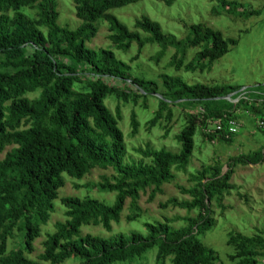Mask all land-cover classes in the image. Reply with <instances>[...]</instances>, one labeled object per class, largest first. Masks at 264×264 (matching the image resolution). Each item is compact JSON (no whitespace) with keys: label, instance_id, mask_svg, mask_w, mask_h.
I'll use <instances>...</instances> for the list:
<instances>
[{"label":"trees","instance_id":"trees-1","mask_svg":"<svg viewBox=\"0 0 264 264\" xmlns=\"http://www.w3.org/2000/svg\"><path fill=\"white\" fill-rule=\"evenodd\" d=\"M73 1L80 20L76 28L60 24L59 0H0V156L4 154L0 158V264H65L68 260L79 264L126 263L142 258L155 246L156 260L163 264L168 256H172L171 264H224L217 251L201 242L197 234L213 227L214 201L222 211L226 209L223 201L234 188V166L264 162L263 151L230 158L225 172L218 164L205 166L191 173L193 186L178 185L190 198L173 197L163 206L198 210L196 217L186 219L185 226L175 227L170 219L148 221L144 223L147 234L132 230L111 236L85 233L83 227L102 225L110 232L112 223L121 221L127 199L139 208L141 191L150 190V200L163 193V186L172 182L178 171H187L201 122L198 115L187 113L185 125L175 135L179 151L147 144L135 148L142 157L131 161L134 157L127 156V143L119 126L120 106L112 111L106 98L112 95L128 101L131 97L136 102L138 97H146L139 91L161 93L162 105L149 121L150 127L161 122L166 106L183 99L199 104L203 110L199 115L205 119L225 122L226 117H232L230 112L235 105H247L242 99L236 103L224 99L241 86L189 84L180 76L164 74L166 90L159 91L156 81L133 77L130 65L119 59L114 50L92 48L89 42L98 33L97 22L104 20L109 24L108 38L115 48L125 51L137 44L134 59L147 44L160 47L151 57L157 63L170 47H176L170 66L176 70L205 71L228 53L238 38L225 36L203 22H192L186 24L185 39H178L148 15L137 18L131 29L112 12L141 0ZM158 1L171 5L175 0ZM216 1L231 12L244 7L235 0ZM245 10L241 16L257 14ZM30 46L38 51L29 53ZM194 47L200 49L186 62V49ZM88 72L94 79L79 89ZM103 77L131 81L138 92L103 83ZM36 92L38 95L30 96ZM252 109L257 110L254 106ZM165 118L167 122L172 120L171 108ZM131 126L136 135L139 121L135 112ZM164 128L170 131L167 124ZM224 133L222 129L205 135L231 141L233 135L226 137ZM96 168L112 170L111 175H102L97 183L101 190L116 194L112 204L91 196L60 195L65 174L81 180ZM57 199L66 207L65 220L57 221L55 230L48 232L42 242V252L37 258H30L43 226L56 209ZM137 217L135 214L128 219ZM16 231L22 246L10 250L9 239ZM227 244L234 249L230 255L233 264H260L264 255L262 231L247 235L232 230Z\"/></svg>","mask_w":264,"mask_h":264},{"label":"rangeland","instance_id":"rangeland-1","mask_svg":"<svg viewBox=\"0 0 264 264\" xmlns=\"http://www.w3.org/2000/svg\"><path fill=\"white\" fill-rule=\"evenodd\" d=\"M235 1L243 4L244 7L233 12L227 7H221L216 0H175L171 5L158 0H141L112 10L131 29L134 28L137 18L148 15L153 20L159 21L165 32L174 34L178 39H185L188 35L186 24L192 22H203L221 30L225 36L238 38L237 44L223 57L216 60L209 70L205 71L199 69L186 71L184 68L176 70L170 66L169 62L176 47H170L157 63L151 57L160 47L157 44H147L139 53L138 58L134 59L138 54L137 44L133 43L125 51L118 50L108 38L110 33L108 22L104 20L97 22L99 30L96 37L89 42V46L114 50L119 59L130 65L133 77L156 81L159 91L166 90L162 77L164 74L180 76L189 84L201 82L217 86H241L224 99L230 103H236L242 99L247 102V105H235V109L230 112L232 118L236 120L238 131L232 136L231 141H223L216 138L209 139L205 135V133L212 132L217 118L205 119L202 114L199 115L203 111L200 105L189 104L188 99L166 106L162 112L164 118L161 122L150 127L149 121L162 105L159 98H164V96L161 93L139 91L146 97L140 96L136 102L131 97L128 101L117 99L112 95L106 98L105 103L112 111H115L116 106H120L122 119L119 121V126L127 143V156L128 158L130 155L134 157L130 159L131 161H138L142 157L135 151V148L145 147L147 144L156 148L165 147L179 151L180 143L177 142L175 135L185 125L187 113L198 115L201 122L194 136L195 149L186 172L178 171L175 179L163 186V193L157 194L153 200L149 199L150 190L141 191L137 199L139 208L133 207L131 199H127L121 221L112 223V231L108 232L102 225H86L83 227L85 233L111 236L121 232L130 233L132 230H139L147 234L145 222L166 221V219H170L171 225L175 227L185 226L187 225L186 219L196 217L199 211L171 204L164 207L163 204L173 197L178 200L190 198L188 194L179 190L178 185L187 188L193 186L195 183L191 180V173H197L205 166L216 164L225 172L228 170L227 165L230 158L234 156L255 151H263L264 154V125L261 124L264 121V0ZM245 9L257 11V14L241 16L240 12ZM58 10L61 25H67L70 28H76L79 25L80 20L76 17L73 0H59ZM199 49L198 47L187 48L186 62L192 60ZM27 50L29 53L38 51L34 46H30ZM83 78L85 81L80 84L79 89H84V85L94 79L90 72L84 73ZM102 82L138 92V87L131 81L103 77ZM34 95H38V92L30 94V96ZM253 106L257 110H253ZM170 108L173 118L167 122L165 116ZM132 112L136 113L139 121L136 135L132 134ZM166 124L169 126V132H166L164 128ZM3 156L4 154L0 158ZM105 174L111 175L112 170L96 168L81 180L65 174L66 183L60 189V195H75L81 198L91 196L112 204L116 194L101 190L97 186V183L102 180V175ZM231 182L234 188L225 194L223 201L226 209L222 211V208L214 201L211 205V216L215 221L213 227L199 234L195 232L201 242L217 251L224 264H233L230 255L234 253V249L227 244L232 230L247 235H254L260 231L264 234V162L234 166ZM55 206L56 209L51 214L49 222L43 226L41 237L35 242L34 252L29 254L30 258L35 259L42 252V242L48 232L55 230L57 221L65 220L66 207L60 199L55 200ZM135 214L138 215L136 220L128 219L129 216L132 217ZM21 246L19 232L16 231L14 237L9 239L8 249L12 250ZM156 252L157 247L155 246L140 259L115 264H163L156 260ZM171 258L172 256H168L165 264H171ZM65 264H79V261L68 260ZM260 264H264V255L260 257Z\"/></svg>","mask_w":264,"mask_h":264},{"label":"built area","instance_id":"built-area-1","mask_svg":"<svg viewBox=\"0 0 264 264\" xmlns=\"http://www.w3.org/2000/svg\"><path fill=\"white\" fill-rule=\"evenodd\" d=\"M226 118L227 119L225 122H223L221 119L216 120L214 122V127L212 129V132L221 131L223 129L225 130L224 135L226 137L236 134V132L238 131L236 120L232 117H226ZM261 124L264 125V121H262Z\"/></svg>","mask_w":264,"mask_h":264},{"label":"water","instance_id":"water-1","mask_svg":"<svg viewBox=\"0 0 264 264\" xmlns=\"http://www.w3.org/2000/svg\"><path fill=\"white\" fill-rule=\"evenodd\" d=\"M229 95L225 96V97H228Z\"/></svg>","mask_w":264,"mask_h":264}]
</instances>
